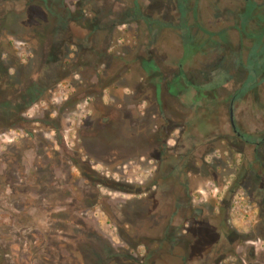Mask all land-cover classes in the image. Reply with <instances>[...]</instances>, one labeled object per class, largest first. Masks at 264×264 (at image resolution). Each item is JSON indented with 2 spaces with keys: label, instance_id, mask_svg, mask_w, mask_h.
Masks as SVG:
<instances>
[{
  "label": "rangeland",
  "instance_id": "obj_1",
  "mask_svg": "<svg viewBox=\"0 0 264 264\" xmlns=\"http://www.w3.org/2000/svg\"><path fill=\"white\" fill-rule=\"evenodd\" d=\"M182 2L0 0V264H202L220 246L217 264H264V143L255 152L230 122L233 108L260 140L264 84L259 101L237 100L244 71L222 51L186 58L204 34L193 10L217 31L233 1L189 0L184 19ZM178 192L200 209L202 242L172 216ZM170 218L185 261L156 251Z\"/></svg>",
  "mask_w": 264,
  "mask_h": 264
},
{
  "label": "trees",
  "instance_id": "obj_2",
  "mask_svg": "<svg viewBox=\"0 0 264 264\" xmlns=\"http://www.w3.org/2000/svg\"><path fill=\"white\" fill-rule=\"evenodd\" d=\"M186 2L188 0H184L180 3V9L184 11L186 14L190 11L189 6H187ZM250 5H246L243 7L242 11H240L238 17H236L231 21L230 27L237 32V40L236 42H232L230 45L229 36L226 31L221 33V43L219 42L216 46L219 51H222L221 56L227 60L228 63H233L237 65V72L239 69L244 71V78L238 83V87L235 92V99L237 100H246L248 96H252L255 101L260 100L261 95V86L264 84V41H263V30H264V19L258 18L255 25L251 24V19L249 17ZM194 19L199 20L197 10H193ZM184 14V15H185ZM194 20V21H195ZM187 25V21L185 23ZM205 30V29H204ZM227 30V29H223ZM252 30L254 31L255 41L251 43V35ZM230 45V46H229ZM185 55L187 57H191L197 53H201L202 48L200 47V39L197 36H193L192 40H190L189 44H186ZM228 48L230 49L229 51ZM203 52V51H202ZM234 78V77H233ZM37 93L32 97V99L26 98L23 102L27 106L33 104L37 98L43 93L40 89H35ZM3 116L8 117L10 119H18L19 114L18 110L14 109L12 112H7V110L3 111ZM20 119V118H19ZM81 171L84 172V168L80 167ZM180 174L182 172H179ZM183 175V174H182ZM174 174L171 173L164 180L170 179L172 177L174 182H177L186 187L185 182H181L179 180L180 176L173 177ZM231 193V192H230ZM174 212L172 216H175L181 213L180 217L187 216L186 221L192 220L193 226V235L197 241H203V237L200 234L199 227L203 224V220L199 218L197 212L200 210L193 206L191 195L188 192H178L174 195ZM227 208V207H225ZM223 213L221 214L222 218L219 221V231L222 232L226 229L228 217L227 214H224V209H221ZM226 212V211H225ZM172 218V217H171ZM171 218L167 223L161 228V236L156 239V251L158 253H167L170 255H175L181 258V255H177L178 253L175 251L176 247H174V243L171 244L167 238V232L172 225ZM185 218V217H184ZM207 220H205L206 222ZM204 243V242H203ZM171 244V245H170ZM209 250V249H208ZM204 253L205 256L203 258L202 264H217L215 261L218 260V257L222 254V247H216L215 250L210 249ZM214 253L215 258H211V254ZM150 257V255H149ZM148 257V258H149ZM148 258H144L141 264H145L148 261ZM182 261H185V256L181 258ZM214 259L215 261H212ZM138 261V260H137Z\"/></svg>",
  "mask_w": 264,
  "mask_h": 264
},
{
  "label": "flooded vegetation",
  "instance_id": "obj_3",
  "mask_svg": "<svg viewBox=\"0 0 264 264\" xmlns=\"http://www.w3.org/2000/svg\"><path fill=\"white\" fill-rule=\"evenodd\" d=\"M217 1L220 3L222 0H217ZM232 1H233L232 8L225 7L223 9L222 15H223L224 20L229 21V20L235 19L236 17H238V15H239L240 11H242L243 7H245L248 4L250 5L249 17L251 19L252 25L256 24V21L258 20V18L264 19V0H232ZM193 13H195V12L193 11ZM180 14H181L182 19L188 17V12L185 14L184 11L181 10ZM135 18H137V17H134V19ZM194 18L195 17H193V20H195ZM196 22L197 21L195 20L193 23L196 26H198L197 27L198 30L201 32H204V34L202 36H198V38L200 39V47L202 48V51L204 53H206L208 50H211V49H215V50L217 49L216 45L219 42L221 43V33L223 31L227 32V35L229 36L230 45H232L233 39L229 33V30H233L231 27L219 28V29H217V31H213L212 29H207V28L203 27L200 21H198V23H196ZM223 29H227V30H223ZM254 31L255 30H252L251 43H253L255 41ZM262 33H263V41H264V30ZM189 43H190V40L183 45L184 50L187 47L186 44H189ZM220 58H221V60L223 59L222 56H220ZM225 61L227 62V60H225ZM234 98H235V96H234ZM234 98H233V100H234ZM232 129L235 132L236 137L238 139L242 140L247 145L252 144L255 152H257L259 147L261 146V144L264 143V135L261 136L259 141H252L249 136L247 137V136L241 134L237 130V127L234 128L232 126ZM260 164L263 165L264 163L261 162ZM261 175H262L261 172H256L253 176H254L255 180H259L262 177ZM262 200H263V202H262V204H263L264 203V195H262ZM262 204H261V206H262Z\"/></svg>",
  "mask_w": 264,
  "mask_h": 264
},
{
  "label": "built area",
  "instance_id": "obj_4",
  "mask_svg": "<svg viewBox=\"0 0 264 264\" xmlns=\"http://www.w3.org/2000/svg\"><path fill=\"white\" fill-rule=\"evenodd\" d=\"M232 177L233 176H230V180H228L227 181V183L224 185V188H226V189H228V187H229V185L231 184V179H232ZM213 191V193H216L215 191H218V188H215V189H213L212 190ZM201 195H203L205 192L203 191V190H200V192H199ZM244 202H245V197H244V195L242 194V196H240V197H238V196H236V198H235V201H234V205H233V207H232V209H233V213H234V211L236 212H240V208L241 207H243V204H244Z\"/></svg>",
  "mask_w": 264,
  "mask_h": 264
},
{
  "label": "water",
  "instance_id": "obj_5",
  "mask_svg": "<svg viewBox=\"0 0 264 264\" xmlns=\"http://www.w3.org/2000/svg\"><path fill=\"white\" fill-rule=\"evenodd\" d=\"M230 122H231V125L235 128L236 125H235V121H234L233 108H231V111H230Z\"/></svg>",
  "mask_w": 264,
  "mask_h": 264
},
{
  "label": "crops",
  "instance_id": "obj_6",
  "mask_svg": "<svg viewBox=\"0 0 264 264\" xmlns=\"http://www.w3.org/2000/svg\"><path fill=\"white\" fill-rule=\"evenodd\" d=\"M208 221H206V223H207Z\"/></svg>",
  "mask_w": 264,
  "mask_h": 264
}]
</instances>
